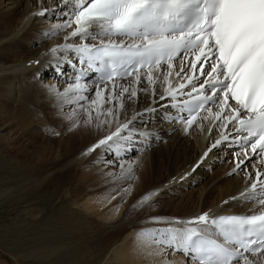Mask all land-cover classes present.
Returning <instances> with one entry per match:
<instances>
[{
    "label": "snow or ice",
    "instance_id": "6c2138e0",
    "mask_svg": "<svg viewBox=\"0 0 264 264\" xmlns=\"http://www.w3.org/2000/svg\"><path fill=\"white\" fill-rule=\"evenodd\" d=\"M62 3L63 28L76 25L65 37L73 42L57 45L50 51L71 52L81 67L63 92L55 88L50 91L80 108L84 107L81 101L97 104L92 93L97 97L106 94L102 103L120 100L123 107L121 98L136 96L137 92L123 85L122 91L117 92V80L134 76L135 83L142 85L141 70H144V77L154 85L160 77L153 76V69L163 74L162 65L167 64L168 75H172L177 58L198 53L189 60L193 75H187L188 69L183 64L175 72L176 76H186L191 91H184L187 86L184 83L177 89L169 86L161 99L170 97L178 101L181 95L191 98L192 92H197L195 106L189 100L182 101L183 109L173 104L178 111L188 112V116H180L179 120L190 126L197 109L212 112L219 105L220 111L214 118H223L228 125L235 122L233 139L242 142L246 159L249 147L254 156L264 152V0H62ZM55 10L41 8L38 14L44 16ZM210 59L209 71L204 64ZM196 71L204 79L197 77ZM89 72L98 76L92 85L86 78ZM168 75L163 76L165 82ZM108 114H112L111 109ZM97 115H101L99 110ZM132 122L119 124L116 131L101 138L88 151L108 145L114 137L130 140L122 132L131 131ZM227 139L228 136H222V140ZM220 143L221 140L216 142ZM244 164L245 160H238L236 167ZM152 194L143 196L139 203ZM240 197L253 204L246 214L201 213L185 221L178 218L174 221L186 225L184 228L142 231L138 236L191 256L193 264H264V171L257 169L255 179L249 175V186Z\"/></svg>",
    "mask_w": 264,
    "mask_h": 264
},
{
    "label": "bare ground",
    "instance_id": "6f19581e",
    "mask_svg": "<svg viewBox=\"0 0 264 264\" xmlns=\"http://www.w3.org/2000/svg\"><path fill=\"white\" fill-rule=\"evenodd\" d=\"M6 1L10 5L9 9L0 11V133L5 132V134H0V139L5 135L6 143L13 148L25 136L38 139L42 134L38 132V126L34 128V132H29L31 131L29 126L38 125V122L44 125L50 124V128H61L60 131L63 128H70L71 126H66L73 122L74 126L67 137L57 139L60 142H57L59 147L56 153L60 156L58 163L61 164L64 157L69 154H66L69 149V140L71 142L78 133L81 134L77 140L85 142L84 147L73 153L72 162L85 163L91 168V172L87 171L82 174V177L90 176L87 180L90 182L86 184V188L91 189L89 192L94 194L86 195V199L81 203L83 211L75 213L79 217H75L73 213L68 214V218L77 219L80 222L78 237L75 239L80 241L82 248L88 250L85 257L89 255L92 258L86 264H94L92 262H96L95 264H185L178 257H169L165 246L153 243L150 239L129 238V235H132L135 230L139 231L144 228L159 229L174 218L184 220L206 210L217 213H229L233 212L232 210L247 212L252 207V205L241 204L236 198L232 201L228 199L235 197L243 189L245 175L239 172L229 175L231 165L226 160L220 166L221 171L218 172L221 179H215L213 174L209 177L203 171L202 166H198L189 177L178 181L184 174H188L189 168L200 158L205 145L215 138L213 134L215 129L208 131L193 126L189 133L190 140L185 139L180 130L166 134L167 129L160 124H147L153 116V111H145V109L156 105L155 99L159 97L167 83L163 79L164 74L152 71L154 77H160L154 85L149 84L144 76H141L142 85L135 83L134 76L125 80H117V92L122 91L120 85L129 87L130 91L135 88L137 92L136 96L121 98L123 107H121L120 100L102 103V100L106 99V94L97 97L92 93V100L97 101V104L87 102L85 105L89 107L83 115L85 122L79 121L84 108L74 103L69 104L55 92L50 91L55 88L63 92L68 84L67 81H59L53 74H50L52 72L50 65H62V55L66 52L57 51L53 54L50 50L57 45L73 42L72 39L65 40V37L76 27L73 24L71 28H63L64 19L62 17L64 15L61 9L65 6L62 0ZM41 8H55L56 10L41 16L38 14ZM61 68L62 66L59 67ZM99 86L103 87V85ZM107 87L111 91L112 84L109 83ZM125 95L128 96L127 93ZM81 103L84 104L83 101ZM109 109L112 110V114H108ZM98 110L101 112L99 116L97 115ZM89 116H91V122H88ZM58 120H66L65 127L63 125L61 127L62 122ZM129 120L133 121L130 125L131 131L125 130L122 135L127 132L131 137L130 140L124 139V142L116 144L115 139H118L116 137L113 141H109L110 147L107 145L104 148L88 151L99 139L110 135L116 131L119 124ZM153 133L163 136L164 144H158L159 146L157 145L153 151L150 150V153L147 152L148 154H140L133 158L135 159L131 162L133 165L128 166L125 171L117 172L115 165L119 162L116 161L114 154L126 156L129 149L127 146L132 141H136L138 135L149 136ZM86 135L88 138L85 137ZM41 136H45V140L50 144L54 139L45 132ZM9 139L12 140L9 141ZM43 148H46L44 144ZM19 151H21L20 148L15 150V152ZM224 153L222 151L213 154L220 160ZM227 154L225 153L224 157ZM121 163H128V160L121 161ZM233 165L235 166L236 163ZM241 169L242 166L237 168V171ZM133 170H136L137 174L135 179L126 177ZM120 173L122 175L118 176ZM121 181L127 184L122 190L117 188V184ZM189 181L202 184L193 190L195 195L191 192L188 197L182 196L177 203H174L175 200L163 201V197L158 194H162L166 187H173V185L181 187L189 184ZM213 188L218 189L219 192L213 195ZM149 193H153L149 199L139 203L142 197ZM66 197L68 198L67 195ZM65 200L70 203L69 198ZM225 200H227L226 204L221 205ZM152 203L156 204L153 212L148 209ZM139 212L143 215L140 214L141 216L138 217ZM94 216H98L97 218H100L102 222L97 220L100 224L98 226L96 224L94 228L87 226L91 220L92 224L96 222L93 219ZM153 217L158 220H152ZM0 264L7 263L0 259Z\"/></svg>",
    "mask_w": 264,
    "mask_h": 264
},
{
    "label": "rangeland",
    "instance_id": "374dc122",
    "mask_svg": "<svg viewBox=\"0 0 264 264\" xmlns=\"http://www.w3.org/2000/svg\"><path fill=\"white\" fill-rule=\"evenodd\" d=\"M8 4V1L2 0L0 2V8L2 7L0 11H7L10 7ZM83 103L85 105L87 102L83 101ZM88 107L86 105L83 107L84 110L78 119L79 121L83 120L85 122L83 115L86 112L85 109ZM58 121L62 122L61 127L62 125L65 127L64 123L67 122L66 120ZM72 124L73 122H70L69 126L67 125L66 127H71L63 128L62 131H60L61 128L57 129L56 127H51V129L50 124L44 125L41 122H38V125L35 124L34 126L28 125L31 129L29 132H34V128L36 129L38 126L37 130L42 134L38 135L39 137L38 139L35 138L36 140L31 138V136H25L13 148L6 143L7 141L4 139L5 135L1 137L2 140L0 139V259L6 261L7 264H77L78 262L86 264L89 263V260H92L89 255L85 257V253L88 250L82 248L81 243H79L80 241H76L75 239V237H78V225L80 222L77 219L68 218V214L73 213L75 217H79L75 213L83 211L81 203L86 199V195L94 194L89 192L91 189L86 188V184L90 182H87L90 176L82 177V174L87 173V171L91 172V168L87 167L85 163L76 164L72 162L73 153L84 147L85 142L77 140L81 134L78 133L76 138H73L71 142L69 140V145L67 144L69 149L66 152V154H69L64 157L61 164L58 163L60 156L56 153L59 147L57 142H60L57 139L60 137V140L65 139L72 126H74ZM44 132L47 135L53 136L54 141L51 140V144L47 143L45 136H41ZM3 133L5 134V132L0 134ZM189 136L184 135V138L191 140ZM42 137L44 138L42 139ZM85 137L88 138L87 135ZM11 140L9 139V141ZM115 140L117 144L122 139L118 138ZM41 143L46 148H43V144ZM17 148H20L21 151L15 152ZM121 151L122 153L124 152L123 149ZM120 155L116 156L114 154L115 159L122 156ZM137 156L140 155L124 156L127 158L123 160L116 159L119 162L115 165L116 171H125L128 166L133 165L131 162ZM124 160H128V163L120 164ZM219 169L215 170L216 173H213L215 179H221L219 177L220 174H218L221 171V167ZM135 171L133 170L126 177L135 179L137 175ZM121 175V173L118 174V176ZM207 175L211 177V173H207ZM201 184L199 183L195 187L187 184L183 187L173 185V187H166L167 190H162L164 193L158 194L160 197H163V201L175 200L174 203H177L182 196L188 197L191 192V194H194L193 190L201 186ZM214 184L215 182L212 186ZM124 186H127L126 182L121 181V183L117 184V188L119 187L121 190L125 188ZM210 188L211 186L208 190ZM218 192V189L213 188V195ZM66 195L70 199V203L65 200L68 199ZM113 197L115 199V195ZM154 207H156V204L154 203L153 205L152 203L148 209L153 212ZM140 214L143 215L142 212H139L138 217ZM97 217L94 216L93 218L96 222L92 224L91 220L87 226L92 228L96 224L98 226L102 221ZM97 220H100V222ZM138 234L139 231L135 230L132 235H129V238H138ZM140 238L148 240L146 237ZM84 258H86L85 261ZM92 263L95 264L96 262Z\"/></svg>",
    "mask_w": 264,
    "mask_h": 264
}]
</instances>
